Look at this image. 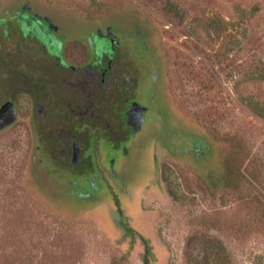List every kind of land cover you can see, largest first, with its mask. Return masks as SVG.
Returning a JSON list of instances; mask_svg holds the SVG:
<instances>
[{"label":"rangeland","instance_id":"rangeland-1","mask_svg":"<svg viewBox=\"0 0 264 264\" xmlns=\"http://www.w3.org/2000/svg\"><path fill=\"white\" fill-rule=\"evenodd\" d=\"M26 1L70 36L110 26L147 112L78 171L29 125L0 136V264H264V0Z\"/></svg>","mask_w":264,"mask_h":264},{"label":"flooded vegetation","instance_id":"flooded-vegetation-1","mask_svg":"<svg viewBox=\"0 0 264 264\" xmlns=\"http://www.w3.org/2000/svg\"><path fill=\"white\" fill-rule=\"evenodd\" d=\"M67 31L30 1L6 9L0 3V136L29 125L43 148L53 143L58 157L78 171L89 161L91 143L99 155L104 133L110 139L116 132L115 140L107 141L113 146L138 134L147 107L131 93L132 83H143L141 71L129 55L118 54L120 40L110 26L86 38ZM95 38L108 48L99 52ZM133 69L140 80L134 79ZM197 150L202 152V146Z\"/></svg>","mask_w":264,"mask_h":264},{"label":"trees","instance_id":"trees-1","mask_svg":"<svg viewBox=\"0 0 264 264\" xmlns=\"http://www.w3.org/2000/svg\"><path fill=\"white\" fill-rule=\"evenodd\" d=\"M233 170H234V169H233V167H232L231 170H230V171L232 172V174H234V171H233ZM211 181H212V177H211ZM222 184H223V186L226 187V188L230 185V184H229V180H227V179H225V180L221 179L220 181H214V180H213V185L216 186V187H218V186H220V185H222ZM209 259H210V258H207V260H206L207 263H215V258H214V257L211 258V261H209ZM145 264H148V261H147V260L145 261Z\"/></svg>","mask_w":264,"mask_h":264}]
</instances>
